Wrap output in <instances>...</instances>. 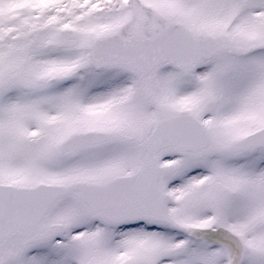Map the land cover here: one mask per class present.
Returning <instances> with one entry per match:
<instances>
[{
    "label": "snow or ice",
    "instance_id": "snow-or-ice-1",
    "mask_svg": "<svg viewBox=\"0 0 264 264\" xmlns=\"http://www.w3.org/2000/svg\"><path fill=\"white\" fill-rule=\"evenodd\" d=\"M0 264H264V0H0Z\"/></svg>",
    "mask_w": 264,
    "mask_h": 264
}]
</instances>
